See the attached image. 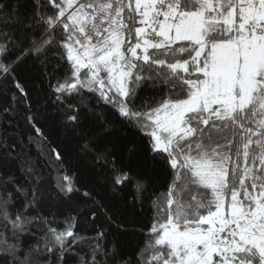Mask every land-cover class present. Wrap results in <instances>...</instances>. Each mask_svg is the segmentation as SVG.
I'll use <instances>...</instances> for the list:
<instances>
[{
	"label": "snow or ice",
	"instance_id": "obj_1",
	"mask_svg": "<svg viewBox=\"0 0 264 264\" xmlns=\"http://www.w3.org/2000/svg\"><path fill=\"white\" fill-rule=\"evenodd\" d=\"M50 56L63 69L52 88L65 125L75 134L87 110L103 121L97 135L117 120L137 127L168 191L135 259L122 257L106 230L78 231L73 198L94 196L26 115L35 158L23 138H0V264H264V0H0V79L29 113L15 69ZM79 150L111 164L114 185L133 182L107 145ZM41 160L56 173L52 191ZM134 188L140 200L147 183Z\"/></svg>",
	"mask_w": 264,
	"mask_h": 264
},
{
	"label": "trees",
	"instance_id": "obj_2",
	"mask_svg": "<svg viewBox=\"0 0 264 264\" xmlns=\"http://www.w3.org/2000/svg\"><path fill=\"white\" fill-rule=\"evenodd\" d=\"M56 63L57 60L51 56L46 67L37 60L29 59L15 69L14 78L20 81L28 93L30 113L27 105L20 99L21 94L13 85L12 79H0V138H7L9 142L23 138L24 153L35 158L38 148L34 144H28L25 135L30 134L25 116L34 115L36 121L44 126L49 140L60 144L67 158L65 168L69 169V175L75 177L81 193L89 191L94 196L95 203L81 194L73 198V203L79 204L81 210L78 231L87 236H95L98 229L106 230L110 234L106 242L110 245L115 239L120 255L135 259L138 246L143 243L144 233L156 214L153 201L159 198V204L165 203L164 194L168 191L166 174L151 159L147 151V138L137 127L117 120L110 136L102 133L97 135L103 121L87 110H82L81 124L75 134L71 126L65 125L63 106L55 101L52 88L63 72L61 68H53ZM13 94L18 99L14 100ZM140 95L143 96L144 93L141 92ZM7 107L15 110L3 112L2 109ZM96 112H102L108 119L114 117V110L108 105L96 106ZM88 139L94 140L98 146L107 145L116 157L117 166L129 170L134 177L133 182L114 185L113 177L116 173L111 164L98 163L91 154L80 152V145ZM133 145L135 147L130 152ZM41 165L48 176L46 188L52 191L56 173L51 172L49 176L50 169L43 166V160ZM140 178L146 181L147 189L141 199L136 200L134 183L135 179ZM92 211L96 212L95 221L90 218ZM64 214L62 212L61 217ZM108 216L117 223L123 221L126 231L121 232L110 224Z\"/></svg>",
	"mask_w": 264,
	"mask_h": 264
}]
</instances>
